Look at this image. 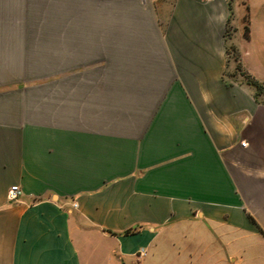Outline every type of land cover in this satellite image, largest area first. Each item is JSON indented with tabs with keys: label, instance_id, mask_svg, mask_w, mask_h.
Returning <instances> with one entry per match:
<instances>
[{
	"label": "crops",
	"instance_id": "1",
	"mask_svg": "<svg viewBox=\"0 0 264 264\" xmlns=\"http://www.w3.org/2000/svg\"><path fill=\"white\" fill-rule=\"evenodd\" d=\"M229 43L264 84V0H0V264H264Z\"/></svg>",
	"mask_w": 264,
	"mask_h": 264
},
{
	"label": "rangeland",
	"instance_id": "2",
	"mask_svg": "<svg viewBox=\"0 0 264 264\" xmlns=\"http://www.w3.org/2000/svg\"><path fill=\"white\" fill-rule=\"evenodd\" d=\"M235 0H230V4L234 3ZM235 11L232 12V19L230 20L227 33H226V38L229 42V40L234 36V23H235ZM234 21V22H233ZM246 23V27L248 26V15L244 19ZM245 35H246V30H245ZM228 54L229 56V68H228V76L230 77V80L233 82H243L245 84H250L253 85L254 81L251 79L244 71L242 68V65L238 63V60L240 59V54L236 51L235 48H233L230 43L228 45ZM258 85L261 88H256L255 85H253L256 88L257 91V99L261 103H264V84L263 83H258Z\"/></svg>",
	"mask_w": 264,
	"mask_h": 264
},
{
	"label": "built area",
	"instance_id": "3",
	"mask_svg": "<svg viewBox=\"0 0 264 264\" xmlns=\"http://www.w3.org/2000/svg\"><path fill=\"white\" fill-rule=\"evenodd\" d=\"M243 145L245 146L246 143H243ZM22 196V190L19 186H12L9 191H8V195H7V198H8V201L10 203H17L20 201V198ZM73 207L74 208H77L78 205L77 203H74L73 204Z\"/></svg>",
	"mask_w": 264,
	"mask_h": 264
},
{
	"label": "trees",
	"instance_id": "4",
	"mask_svg": "<svg viewBox=\"0 0 264 264\" xmlns=\"http://www.w3.org/2000/svg\"><path fill=\"white\" fill-rule=\"evenodd\" d=\"M248 35H249V28L246 27V36L248 37ZM253 85H255L256 88H261V87L258 85V83H256V82H254Z\"/></svg>",
	"mask_w": 264,
	"mask_h": 264
}]
</instances>
